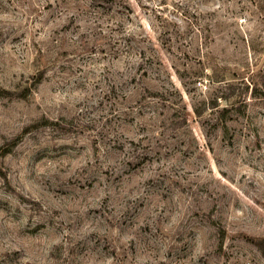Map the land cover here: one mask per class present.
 Segmentation results:
<instances>
[{"label":"rangeland","instance_id":"obj_1","mask_svg":"<svg viewBox=\"0 0 264 264\" xmlns=\"http://www.w3.org/2000/svg\"><path fill=\"white\" fill-rule=\"evenodd\" d=\"M0 264H264V0H0Z\"/></svg>","mask_w":264,"mask_h":264}]
</instances>
